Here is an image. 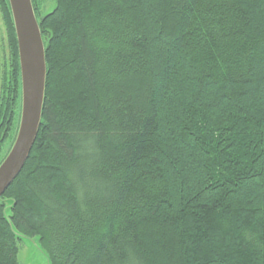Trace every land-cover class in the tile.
Listing matches in <instances>:
<instances>
[{"label": "trees", "instance_id": "obj_1", "mask_svg": "<svg viewBox=\"0 0 264 264\" xmlns=\"http://www.w3.org/2000/svg\"><path fill=\"white\" fill-rule=\"evenodd\" d=\"M31 1L45 95L0 198V264L18 235L50 264H264V0ZM0 9L1 153L21 76Z\"/></svg>", "mask_w": 264, "mask_h": 264}, {"label": "water", "instance_id": "obj_2", "mask_svg": "<svg viewBox=\"0 0 264 264\" xmlns=\"http://www.w3.org/2000/svg\"><path fill=\"white\" fill-rule=\"evenodd\" d=\"M8 1L18 46L21 111L14 141L0 162V198L20 174L36 140L47 73L44 42L32 1Z\"/></svg>", "mask_w": 264, "mask_h": 264}, {"label": "rangeland", "instance_id": "obj_3", "mask_svg": "<svg viewBox=\"0 0 264 264\" xmlns=\"http://www.w3.org/2000/svg\"><path fill=\"white\" fill-rule=\"evenodd\" d=\"M56 5V0H38V14L39 17L52 11ZM9 54L8 49V39H7V31L6 26L3 20V14L0 9V87H1V77L3 75L4 66L7 63V58ZM19 108L20 104L18 103L16 106V118L15 121L18 120L19 117ZM21 111V110H20ZM11 140L6 139L1 146L0 160L5 156L9 147H11ZM18 252H17V260L19 264H50L49 258L45 251L41 248L38 237H27L20 235L18 240Z\"/></svg>", "mask_w": 264, "mask_h": 264}]
</instances>
